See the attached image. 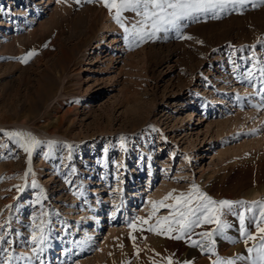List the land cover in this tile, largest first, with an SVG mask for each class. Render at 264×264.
Returning <instances> with one entry per match:
<instances>
[{
	"label": "rangeland",
	"instance_id": "1",
	"mask_svg": "<svg viewBox=\"0 0 264 264\" xmlns=\"http://www.w3.org/2000/svg\"><path fill=\"white\" fill-rule=\"evenodd\" d=\"M27 2L0 0V264H211L187 238L135 219L193 183L217 201L248 202L223 210L230 227L214 237L219 257H247L238 213L264 200V4L194 15L139 42L99 2ZM123 16L139 26L134 12ZM11 131L41 142L26 178ZM258 211L245 212L253 235ZM42 220L47 239L34 253Z\"/></svg>",
	"mask_w": 264,
	"mask_h": 264
},
{
	"label": "snow or ice",
	"instance_id": "2",
	"mask_svg": "<svg viewBox=\"0 0 264 264\" xmlns=\"http://www.w3.org/2000/svg\"><path fill=\"white\" fill-rule=\"evenodd\" d=\"M88 2L101 3L112 15L113 20L124 30L126 33L125 39H128V36H134L139 42H144L145 39L155 38L156 34L161 31L167 32L169 28H177L182 20L189 17L211 13L212 18L218 19L220 18L219 12H226L230 9L239 11V8L249 3V0H88ZM260 3L264 4V0H260ZM255 6L254 4L253 7ZM127 11L134 12L137 16L141 17L138 21L139 26L136 24L132 25L131 28L125 26L123 14ZM184 38L190 39L191 37ZM35 54V51H30L25 57L21 58V62L27 63ZM258 71L262 78V85L259 91L260 93H264V67L259 68ZM247 77L249 80L253 78L252 70L248 71ZM7 135L19 138L20 147L28 156V169L25 172L26 178L32 172V152L41 142L30 133L11 131ZM52 143L49 142L50 148ZM15 187L18 191L23 190V186L21 185ZM32 187H38L35 181H32ZM174 192L175 190L169 192L159 201L150 202L152 211L148 219H144L143 217H136L135 219L140 221L141 226L148 225L147 231L153 232L156 235H164L176 240L187 238L193 247H199L202 252L216 256V259L212 260L211 264H236L237 260L244 259L250 260L251 264H264V200L252 201L250 207L238 213L240 234L245 237L244 244L249 255L247 257L221 258L216 254V240L214 237L222 233L225 228L230 227V225L221 220L223 210L228 209L231 211L234 205H245L248 202L217 201L203 192L195 183L191 185L187 192H180L178 195H174ZM170 199L174 203H166ZM256 207L259 209L258 216L254 213L251 218L256 229V234L253 235L245 226V212L252 213ZM162 208L169 209V214L157 217L156 213ZM153 217H156L154 225L149 223V220ZM205 225H214V227L211 230L199 233L195 232V229L203 228ZM129 227L134 231H143L142 227L137 228L133 223H130ZM193 235L200 237V239H192ZM130 238L135 241L134 236ZM46 239L44 221L42 220L39 226V235L37 236L36 231H33L32 235V243L37 245V248L33 249L34 253L38 250L40 252L43 251L42 245ZM3 240L4 237L0 236V241ZM249 241H254L255 243L251 247H248ZM152 264H156V262L153 261ZM168 264H172L171 257L168 258ZM185 264H188V262H185Z\"/></svg>",
	"mask_w": 264,
	"mask_h": 264
},
{
	"label": "bare ground",
	"instance_id": "3",
	"mask_svg": "<svg viewBox=\"0 0 264 264\" xmlns=\"http://www.w3.org/2000/svg\"><path fill=\"white\" fill-rule=\"evenodd\" d=\"M27 0H25V5L27 6ZM80 23H81V19H78V21H76L75 20V22H74V26H75V28L77 29L78 27H79V25H80ZM1 26L2 25H4L5 24V22L4 21H1ZM85 24V23H84ZM86 27V26H85ZM76 31V30H75ZM110 34V33H109ZM106 36H107V34H105V35H103L101 38H102V40L100 41L101 43L100 44H102L103 42H104V40H105V38H106ZM201 104V103H200ZM200 106H202V104L200 105ZM193 256V255H192Z\"/></svg>",
	"mask_w": 264,
	"mask_h": 264
}]
</instances>
